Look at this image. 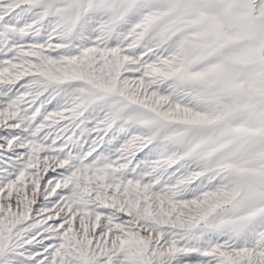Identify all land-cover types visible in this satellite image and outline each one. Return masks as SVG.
<instances>
[{
    "label": "snow or ice",
    "instance_id": "snow-or-ice-1",
    "mask_svg": "<svg viewBox=\"0 0 264 264\" xmlns=\"http://www.w3.org/2000/svg\"><path fill=\"white\" fill-rule=\"evenodd\" d=\"M0 264H264V0H0Z\"/></svg>",
    "mask_w": 264,
    "mask_h": 264
}]
</instances>
